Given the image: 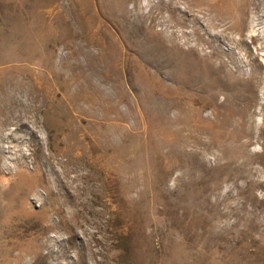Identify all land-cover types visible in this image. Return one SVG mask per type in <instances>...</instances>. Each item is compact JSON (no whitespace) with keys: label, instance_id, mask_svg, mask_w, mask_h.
<instances>
[{"label":"rangeland","instance_id":"374dc122","mask_svg":"<svg viewBox=\"0 0 264 264\" xmlns=\"http://www.w3.org/2000/svg\"><path fill=\"white\" fill-rule=\"evenodd\" d=\"M0 264H264V0H0Z\"/></svg>","mask_w":264,"mask_h":264},{"label":"bare ground","instance_id":"6f19581e","mask_svg":"<svg viewBox=\"0 0 264 264\" xmlns=\"http://www.w3.org/2000/svg\"><path fill=\"white\" fill-rule=\"evenodd\" d=\"M261 3V2H260ZM263 4V3H262Z\"/></svg>","mask_w":264,"mask_h":264}]
</instances>
